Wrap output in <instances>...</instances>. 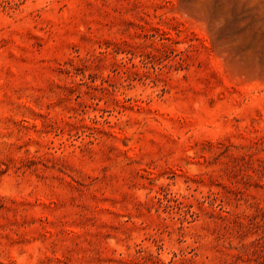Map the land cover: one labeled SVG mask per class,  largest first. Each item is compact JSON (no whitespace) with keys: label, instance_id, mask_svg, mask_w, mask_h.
<instances>
[{"label":"rangeland","instance_id":"rangeland-1","mask_svg":"<svg viewBox=\"0 0 264 264\" xmlns=\"http://www.w3.org/2000/svg\"><path fill=\"white\" fill-rule=\"evenodd\" d=\"M0 264H264V0H0Z\"/></svg>","mask_w":264,"mask_h":264}]
</instances>
